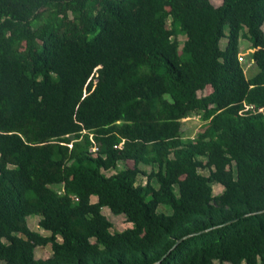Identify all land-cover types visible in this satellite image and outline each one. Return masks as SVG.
I'll return each mask as SVG.
<instances>
[{"label": "trees", "instance_id": "1", "mask_svg": "<svg viewBox=\"0 0 264 264\" xmlns=\"http://www.w3.org/2000/svg\"><path fill=\"white\" fill-rule=\"evenodd\" d=\"M0 264H264V0H0Z\"/></svg>", "mask_w": 264, "mask_h": 264}, {"label": "rangeland", "instance_id": "2", "mask_svg": "<svg viewBox=\"0 0 264 264\" xmlns=\"http://www.w3.org/2000/svg\"><path fill=\"white\" fill-rule=\"evenodd\" d=\"M213 3L217 4V0H213ZM179 38L181 41H183L185 39V36H179ZM226 43H227V38L224 37L222 39V46L224 47L226 45ZM251 45H252L251 42L247 39H241L240 40V50H241V53L245 55L244 57H242V62L245 64L246 71H247L248 75H250V74L254 75L258 70L256 65L253 63L252 60L250 61L249 56H248V54L250 52H252ZM207 92H208V89H205L203 91H200L199 94L201 95V94L207 93ZM201 122H202L201 118L198 115H196L193 118L187 119L184 123L185 135L194 136V134H196V132L200 128ZM120 167H122V166H120ZM146 169L148 171H150L151 167H147ZM113 172L114 171H108L109 174L113 173ZM143 178L145 179V176L142 177V179ZM222 191H223V186L221 184H214V193L215 194H218ZM92 200L97 201V197L93 196ZM158 210L171 212V208L166 206V205H160ZM102 212L112 221L114 231H123L126 228H129L132 226V223H130L126 219L125 215L114 214L110 210L109 207H103ZM39 220H40L39 215H30L28 217V223H29L30 228H32L33 230H37V231H39L43 234H46V235L50 234L49 231H46L39 226ZM51 254H52L51 244H48L46 246H37L36 247V257H38V258H48Z\"/></svg>", "mask_w": 264, "mask_h": 264}, {"label": "water", "instance_id": "3", "mask_svg": "<svg viewBox=\"0 0 264 264\" xmlns=\"http://www.w3.org/2000/svg\"><path fill=\"white\" fill-rule=\"evenodd\" d=\"M180 241H181V240H180ZM178 242H179V241H178ZM178 242H177V243H178Z\"/></svg>", "mask_w": 264, "mask_h": 264}]
</instances>
